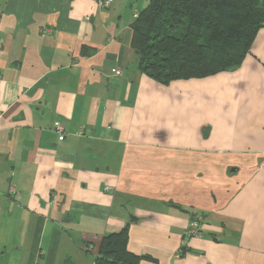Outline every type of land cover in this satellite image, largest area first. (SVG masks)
Returning <instances> with one entry per match:
<instances>
[{
  "label": "crops",
  "instance_id": "crops-1",
  "mask_svg": "<svg viewBox=\"0 0 264 264\" xmlns=\"http://www.w3.org/2000/svg\"><path fill=\"white\" fill-rule=\"evenodd\" d=\"M104 1L0 0V264H93L126 225L140 264H264V26L162 83L132 44L149 0Z\"/></svg>",
  "mask_w": 264,
  "mask_h": 264
},
{
  "label": "trees",
  "instance_id": "trees-1",
  "mask_svg": "<svg viewBox=\"0 0 264 264\" xmlns=\"http://www.w3.org/2000/svg\"><path fill=\"white\" fill-rule=\"evenodd\" d=\"M262 26L264 0H149L132 24V44L140 69L167 83L237 68ZM127 239V225L103 236L93 264H140Z\"/></svg>",
  "mask_w": 264,
  "mask_h": 264
},
{
  "label": "built area",
  "instance_id": "built-area-1",
  "mask_svg": "<svg viewBox=\"0 0 264 264\" xmlns=\"http://www.w3.org/2000/svg\"><path fill=\"white\" fill-rule=\"evenodd\" d=\"M108 4V0L103 2V5H107ZM115 75H121L122 72L120 71V69H116L114 70ZM54 128L57 134L58 139H60L63 134H64V126L62 125V123H60V121H56L54 123ZM81 131H78V134H80ZM12 190V188L10 189ZM202 223V218L200 216H194V218L191 220L189 227L185 230L184 235L189 238L192 236H201L202 235V231H201V225Z\"/></svg>",
  "mask_w": 264,
  "mask_h": 264
}]
</instances>
